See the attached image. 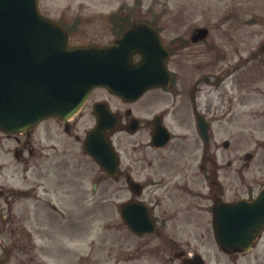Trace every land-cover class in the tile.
<instances>
[{"label": "flooded vegetation", "instance_id": "af4514ba", "mask_svg": "<svg viewBox=\"0 0 264 264\" xmlns=\"http://www.w3.org/2000/svg\"><path fill=\"white\" fill-rule=\"evenodd\" d=\"M228 1L224 19L206 34L199 32L203 26L182 25L179 16L172 26L144 20L168 50L170 77L164 73L163 84L140 98L100 89L69 120L47 119L25 133L0 131V264L6 262L2 241L25 236L24 223L47 225L55 213L86 202L114 207L124 191V202H142L156 229L136 235L126 226L139 239L128 244L129 264L168 253L184 261L203 257L204 264H264V229L246 252L226 251L214 235L218 206L253 200L264 188V0ZM132 17L113 16L107 44L135 23ZM105 108L110 116L101 114ZM99 118L118 157L108 196L98 194L108 175L84 150ZM156 125L172 133L164 146L153 144ZM87 162L97 168L90 197ZM7 173L22 185L6 187Z\"/></svg>", "mask_w": 264, "mask_h": 264}, {"label": "water", "instance_id": "95a60500", "mask_svg": "<svg viewBox=\"0 0 264 264\" xmlns=\"http://www.w3.org/2000/svg\"><path fill=\"white\" fill-rule=\"evenodd\" d=\"M128 46L135 44L124 38L108 47H69L66 32L40 14L37 0H0V128L12 131L51 116L70 117L96 86L124 91L125 76L132 72ZM121 56L123 61L118 60ZM86 151L110 172L106 150L102 156L86 145ZM229 208L232 230L246 233L254 227L259 234L264 197Z\"/></svg>", "mask_w": 264, "mask_h": 264}, {"label": "rangeland", "instance_id": "374dc122", "mask_svg": "<svg viewBox=\"0 0 264 264\" xmlns=\"http://www.w3.org/2000/svg\"><path fill=\"white\" fill-rule=\"evenodd\" d=\"M228 2V0H39V6L46 15L57 20L64 19L69 23L68 26L73 29L76 41L91 42L110 37V16L118 11H149L153 12L150 14L158 15L156 12L166 10L170 12L161 18L167 20L162 24L172 26L173 20L179 16L184 26L212 27L216 25V21L221 22L224 19L225 6ZM262 3L264 10V2ZM261 40H264V29ZM94 171L86 163L88 191L95 179ZM8 177L10 183L6 180L4 184L6 187L18 185L13 183L9 175ZM110 192V183L103 182L100 194L108 196ZM123 197L124 195L121 198ZM61 211L65 218L52 221L50 234L35 233L34 230L41 229L42 226H35L28 221L24 223L27 231L25 236L13 240L6 237L5 246L12 256L6 264H129L127 247L132 239L115 208L110 205L95 209L71 205L69 209ZM56 221L61 222L63 227L70 224L66 231L67 237L64 233L65 227L62 232L59 226L54 224ZM50 245L54 253L50 252ZM149 263L179 264L177 259L169 258L168 255L140 259L134 264Z\"/></svg>", "mask_w": 264, "mask_h": 264}]
</instances>
